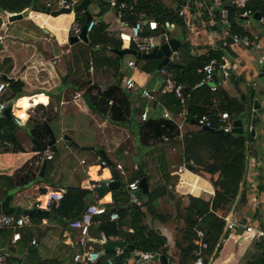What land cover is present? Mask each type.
Here are the masks:
<instances>
[{
    "label": "crops",
    "instance_id": "1",
    "mask_svg": "<svg viewBox=\"0 0 264 264\" xmlns=\"http://www.w3.org/2000/svg\"><path fill=\"white\" fill-rule=\"evenodd\" d=\"M81 1L72 0L73 7L68 14L50 16L51 12L62 9L59 8V0H35L32 8L24 10L26 16L20 20L9 23L7 18L11 14L0 16V62L9 60L5 73L0 74V77L6 78L3 82L7 84L2 96L11 94L9 83L19 81L23 84L22 93L12 105V128L0 141V178H11L12 185H16L26 174L34 178L30 186L14 196L11 195L12 191H8L7 195L12 196L11 206L34 209L39 189L93 190L102 180H114V173L120 175L117 164L121 165L123 171L126 167L136 169L135 157L151 186L166 188L167 195L156 204L160 213L175 216L176 202H179L180 208H184L188 203L187 196L206 202L211 200L214 190L210 178L192 173L179 162L181 147L178 144L170 145V140L163 136L160 139L162 146L150 141L151 147L147 148L143 146L144 140H139V126L150 119L172 121L179 131L175 138L177 142L186 132L200 129L194 120L186 122L185 115L174 116L158 103L152 106L153 98L148 100L143 96V89L152 97L160 90H170L160 71L142 79L140 67L144 60L136 55L121 57L114 53L116 50L106 47L91 50L88 42L69 43L68 39L74 36L72 29L76 12H80L85 22L83 12L72 10ZM97 1L90 0L87 6L95 26L101 20L105 24V32L114 34L121 41L120 51H131L129 46L133 42V26L124 23L117 16L118 8L115 11L112 6L99 17ZM161 1L170 6L173 0ZM220 6L211 0L204 4L203 0H191L189 11L181 18L184 27L175 29L174 25L169 26L173 33L171 38L180 45L170 60L175 63L179 61L182 54L180 49L184 44L188 57L217 52L220 54V64L214 71L215 80L211 79L206 86L211 91L220 87L230 98L240 95L249 98L248 118L238 119L244 132H250L253 139L248 142L246 171L238 194H245L246 203L239 206L236 201L232 205L225 220L234 223L236 232H227L216 256L208 263L243 264L252 242L258 240L255 229L264 224V25L253 18L254 15L244 16L240 27L247 33L245 37L251 45L245 47L234 43L232 37L236 35L230 34L228 27L220 25L214 18V13H220ZM147 39H151L156 46L163 43L160 38ZM132 51L139 53L136 49ZM156 60L158 64L161 61ZM130 61L135 63L134 69L128 67ZM124 77L133 78L136 86L132 91L124 88ZM77 94L80 96L76 97ZM142 114H145L144 120ZM252 118H255V124H252ZM38 124L41 128L34 133ZM40 144L43 150L39 148ZM45 150L52 153L50 161L43 156ZM98 158L106 161L107 165L102 166ZM43 161H46V165L41 171ZM180 168L182 170L178 172ZM42 179L55 187L46 186ZM3 198L0 196V201ZM101 198L93 192L92 205L111 203L109 193ZM31 215L25 217L26 223L22 226L33 230L30 239L18 244L20 235L17 229L21 227L14 225L7 228L13 231L11 236L5 239L0 237V256L4 264L5 258L13 254L12 250L20 252L27 248L30 253L35 249L42 259L56 258L64 264H71L75 263L73 258L77 253L84 249L95 251L93 244H99L100 239H97L94 231L96 224L86 240L91 245L82 247L80 233L72 229L70 223L63 224L48 216L37 224L36 220L30 218ZM173 225L174 220L154 224L165 238L169 252L174 248ZM22 246L26 248L22 249ZM115 253L119 254L117 251ZM18 258L23 259L21 253ZM128 264L160 262H143L134 252Z\"/></svg>",
    "mask_w": 264,
    "mask_h": 264
},
{
    "label": "trees",
    "instance_id": "2",
    "mask_svg": "<svg viewBox=\"0 0 264 264\" xmlns=\"http://www.w3.org/2000/svg\"><path fill=\"white\" fill-rule=\"evenodd\" d=\"M110 0H98L99 14L103 16L112 7ZM114 9L117 11L119 4H124L125 8L120 11V19L128 26H133L136 22H146L142 25L140 36L144 38H160L164 42V35L167 39L173 36L170 25L176 28H183V20L178 17L177 11L181 0H173L172 5L166 6L161 0H115ZM233 0H222L221 8L224 3ZM35 0H0V16L4 13L19 14L27 8L34 6ZM228 14V30L230 34L238 37L247 36V33L240 27L244 18L242 14L249 11L250 15L259 14L264 18V0H251L245 8L239 9L234 5L226 8ZM215 20L219 19V13L213 14ZM0 19V27H1ZM75 24L82 26L84 17L80 12H76ZM183 30V29H182ZM88 46L92 50L96 47L109 48L112 50H121V41L114 34L105 32V24L100 20L97 27L94 26L91 32L87 34ZM129 49L135 50V45L131 42ZM180 59L177 63L180 69L164 66L161 70L171 74V87L167 92L162 90L153 94L152 106L157 103L162 105L172 115H185L186 122H191L195 117L207 116L214 123L221 113H227L231 121L248 118V96L240 95L236 98H230L227 93L217 87L211 91L206 85H199L203 77L202 68L210 61L216 63L215 71L220 64V54L209 51L207 55L200 57H188L187 46L184 44L180 49ZM9 65V60L0 62V74L5 73V66ZM158 61L156 59L144 60L140 67L142 79L157 71ZM10 66H8V69ZM160 71V70H159ZM182 71V79L180 78ZM3 82V78L0 77ZM178 85L182 87V97L176 98L174 88ZM11 92L9 96H2L0 101L7 102L22 93L23 84L19 81L8 84ZM214 103L215 106H214ZM255 124V118L251 119ZM13 125V119H0V141L5 139L7 133ZM40 125L35 126L33 132L40 129ZM200 128V127H199ZM141 139L144 145L150 148V141L158 146H162L160 139L166 136L170 140V145L178 144L181 147L179 162L188 165L189 171L199 176H207L214 190L213 197L209 201H203L199 198L187 196V205L184 208L179 207L176 202L175 216L171 214L160 213L156 209L157 201L164 197L166 188L163 186L152 187L146 174L143 176L147 180L148 191L142 194L135 203L132 201L131 192L128 184L140 180V174L136 169L129 170L124 168L126 176H119L121 185L110 192L111 203L104 205V214L93 217L92 224L88 233L93 229L96 232L97 239L104 236L107 240L123 241L126 246L131 245L133 251L124 249L121 253L107 252L103 254L100 244H93L95 251L100 252L99 258L94 263L88 264H128L134 252L149 253L152 255H163L168 259V264L173 263V255L176 258L175 264H194L197 259L196 253L199 248V239L196 232L201 231L203 238L201 241L207 244V249L202 252V264H208V259L216 256L222 240L227 237V231H224L225 218L230 212L232 205L237 201V205L243 206L246 203L245 194H239L240 184L243 181L246 171V157L248 152V142L252 141L250 132L243 134H232L228 137L219 136L207 129H197L183 134L181 140L177 142L175 138L179 135L177 126L165 119L147 120L139 126ZM38 141V140H37ZM38 143H40L38 141ZM152 143V146L154 145ZM41 145V144H40ZM43 150V146L39 147ZM38 148V149H39ZM131 166L134 165L131 160ZM124 177V178H123ZM0 196L3 198L8 191H12L14 196L21 190L27 188L33 183L31 174L22 176L20 180L12 185V179L9 177L0 178ZM44 180V179H42ZM46 186H49L45 180ZM50 187H55L50 185ZM261 189V188H260ZM62 192L63 198L57 207L51 206L50 210L58 218L67 223L78 219L85 208L92 205L93 190L82 188H66L49 190L39 189L36 194L35 202L40 196L48 192ZM99 200V198H97ZM102 199V198H100ZM116 213L117 220L111 221L110 215ZM48 216L41 213H33L30 218L36 220L37 224ZM174 220V249L176 252L170 255L169 248L165 246V238L157 232L155 223L166 224ZM65 227V226H64ZM10 228V227H7ZM0 228V237L11 236L12 230ZM239 231V230H238ZM231 232H236L234 229ZM20 235L18 244L30 239L33 236V230L29 227L17 229ZM85 239V245H91ZM26 246H22V249ZM27 250V251H26ZM17 252L12 250V255L5 258L6 264H64V262L54 259H42L36 252H28V248ZM21 253L22 258H18ZM17 254V255H15ZM212 258V259H213ZM79 264V263H71ZM243 264H264V240L258 239L252 242L251 248L246 252Z\"/></svg>",
    "mask_w": 264,
    "mask_h": 264
},
{
    "label": "built area",
    "instance_id": "3",
    "mask_svg": "<svg viewBox=\"0 0 264 264\" xmlns=\"http://www.w3.org/2000/svg\"><path fill=\"white\" fill-rule=\"evenodd\" d=\"M207 1L208 0H203V4ZM249 1H251V0H233L232 5H234L236 8L243 9V8H245L246 4ZM190 2H191V0H181V4H180L179 9L177 11L178 17H180V18L185 17L186 13L189 11ZM211 2H213L214 4H217V5H221L222 0H211ZM115 3H116L115 0H111L110 6L114 7ZM200 6H202V5H200ZM72 7H73L72 0H59V8L71 9ZM117 8H118L117 16L120 18V16H121L120 11L125 8V5L119 4V6ZM249 14H250L249 11H245L242 14V16L243 17L248 16ZM259 22L262 25H264V18L260 17ZM218 23L220 25L228 26V14H227L226 8H224V7L221 9V11L219 13ZM95 25H96L95 21L90 20V22H88V24L86 26V33L88 34L89 32H91V30L93 29V27ZM80 30H81V27L78 26L77 24H74L73 29H72L73 35L77 36L79 34ZM141 30H142V24L140 21H138L131 28L133 42L136 46V50L139 53L149 54L153 50V48L156 46V44L151 39L141 38L140 37ZM167 40L168 39L166 38V36H164V42H167ZM232 40L234 43L241 44L245 47H249L251 45L249 40L245 36L244 37L233 36ZM127 65L131 69H134L136 67L135 63L133 61L128 62ZM215 66H216V63L214 60H212L202 68L203 77L199 82L200 86L206 85V83L211 80L212 75H214ZM160 74L164 77L165 85L168 87H171L172 83H171V79L169 78V74L164 70H160ZM123 86L126 90L132 91L135 88L136 84H135L132 77H124L123 78ZM6 87H7L6 83L0 82V96L4 93V91L6 90ZM174 93H175L176 98L182 97L181 85H178L174 88ZM142 94L146 99H148V100L152 99L151 93H149L147 90L143 89ZM79 96H80V94L76 95V97H79ZM5 107H6V103L0 101V114L5 109ZM141 118L144 120L145 114H142ZM194 122L200 128L212 129V130H216V131L219 130V131H222L223 133H228L232 129V121L230 120L227 113L219 114L216 123H214L209 117H207L205 115L200 116V117H195ZM17 123L19 124L20 122H17ZM43 156H44L45 160H47V161H50L52 159V153L49 150H45ZM98 160L102 166L107 165L106 161L101 160L99 158H98ZM116 168L120 171V176L125 175L121 165L117 164ZM181 170L182 169L180 168L178 170V172H180ZM128 189L130 190V192L137 190L138 189V181H135V182L128 184ZM62 198H63L62 192H54V191L48 192V193L42 195L35 202L33 208L36 210H50L51 206L57 207L59 205L60 201L62 200ZM132 201L135 203L137 200L133 199ZM104 212H105V208L102 205H89L85 208V210L83 211V213L80 215V217L78 219L72 221L69 224V226L72 229H76L79 231L80 236H81L80 243H81L82 247L85 246V239L88 236V230L92 224L93 217L104 214ZM117 218H118V216L116 213H113L110 215L111 221L117 220ZM25 223H26V220H25V217H23V216L14 217L13 215H10V214L9 215L0 214V228H7V227H10L13 225L18 226V227H22ZM234 228H235L234 223L231 222L230 220L226 219L224 231L228 232ZM196 235H197V238L199 239L200 242H199L198 251L196 253L197 259L195 260L194 264H202V252L207 249V244L204 243L203 241H201L203 238V233L201 231H197ZM255 236L257 239L264 240V224L261 227L255 229ZM107 241L108 240L104 236H101V238L99 240V244L103 245ZM32 244H34V243H32ZM99 256H100V252L84 249L80 253H77L74 256L73 260L75 263L88 264V263H94L99 258ZM135 256L138 257L139 259H141L143 262L147 263L150 260H152V257L155 255H152L149 253L135 252ZM211 261H212V256L208 259V263H210ZM0 264H4L1 256H0Z\"/></svg>",
    "mask_w": 264,
    "mask_h": 264
},
{
    "label": "water",
    "instance_id": "4",
    "mask_svg": "<svg viewBox=\"0 0 264 264\" xmlns=\"http://www.w3.org/2000/svg\"><path fill=\"white\" fill-rule=\"evenodd\" d=\"M89 3H90V0H83L77 6H75L72 9L73 11L83 12V14L85 16V22L81 26V30H80L79 34L77 36H71L68 39L70 44L77 43L79 41H81L83 43L88 42L87 33H86V26H87L88 22H90V20H91V15L87 11V6L89 5ZM223 7L224 8L232 7V2L228 1V2L224 3ZM70 11L71 10L69 8H62L56 12H51L50 16H57L60 14H68V13H70ZM24 16H26L25 11H23L22 13H19V14H11L7 18V21L10 23V22H13L16 20H20ZM253 18H255L256 20H259L260 15L255 14ZM228 39L231 40V38H228ZM179 47H180L179 42L174 38H170L167 40V42H164L160 45L155 46L149 54H141V53H137V52L132 51V50L131 51L123 50V51H119V52L115 51L114 53L121 56V57L123 55H126V54H132V55H136L139 59H142V60H150V59L161 60L157 66V70L159 71L164 66H168L170 68H177V69L181 68V66L179 64L170 60L172 54L175 53L179 49ZM263 72H264V70H263ZM179 75H180V78L182 79V71H180ZM1 77H3V79L6 80V78L4 76H1ZM211 79L215 80V75H212ZM18 97L19 96H16V98H13L12 100H10L6 103V107L1 112L0 118L11 119L12 105L14 104L15 99H17ZM207 130L211 131V132H213L219 136H224V137H228L232 134L241 135L244 133V130L242 128V122L240 120L232 121V129L228 133H223L222 131H219V130H217V131L212 130V129H207ZM251 133H252V130H251ZM134 162L137 164L136 169L140 174V180L138 182V189L135 191H132L131 196L133 199L138 200V199H140L142 194L147 193L148 184H147L146 178L143 176L142 168L138 164V159L136 157L134 158ZM45 165H46V161H43L41 171L44 169ZM186 167L188 168V165H186ZM113 177H114V180H112V181L102 180V181H100V184L98 186L93 187V191L95 193H97L100 198L103 197L106 193L117 189L121 185L118 174L114 173ZM11 200H12V196L7 195L3 198V200L0 201V214H6V215L10 214V215H13L14 217H18V216L28 217L33 213H41L43 215L50 216L53 219H56L58 222H61L63 224L67 223L64 220L58 218L56 215H54L51 210H36V209L24 210L20 207L11 206V204H10ZM157 232L160 233L158 230H157ZM101 247L103 250V254L107 253V252H115V251L120 253L125 248L130 250V251H133L132 246H130V245L125 246V243L123 241H117V240H115V241L108 240L105 244L101 245ZM32 251L35 252L36 250L33 249ZM152 260L153 261L158 260L160 262V264H167V258L163 255H155L152 257Z\"/></svg>",
    "mask_w": 264,
    "mask_h": 264
},
{
    "label": "rangeland",
    "instance_id": "5",
    "mask_svg": "<svg viewBox=\"0 0 264 264\" xmlns=\"http://www.w3.org/2000/svg\"><path fill=\"white\" fill-rule=\"evenodd\" d=\"M174 226V225H173ZM173 233H174V235H175V232H174V230H173ZM173 238H174V236H173ZM176 252V250L173 248V249H171L170 250V255H173L174 253ZM173 263L175 264L176 263V258L174 257V255H173Z\"/></svg>",
    "mask_w": 264,
    "mask_h": 264
}]
</instances>
